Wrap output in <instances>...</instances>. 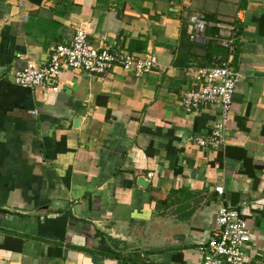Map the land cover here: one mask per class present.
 Returning <instances> with one entry per match:
<instances>
[{"label":"crops","instance_id":"1","mask_svg":"<svg viewBox=\"0 0 264 264\" xmlns=\"http://www.w3.org/2000/svg\"><path fill=\"white\" fill-rule=\"evenodd\" d=\"M200 16L242 75L217 149L189 136L218 111L181 103L195 67L177 48ZM78 27L157 64L13 82ZM222 205L248 223L246 264H264V0H0V264H202Z\"/></svg>","mask_w":264,"mask_h":264},{"label":"built area","instance_id":"2","mask_svg":"<svg viewBox=\"0 0 264 264\" xmlns=\"http://www.w3.org/2000/svg\"><path fill=\"white\" fill-rule=\"evenodd\" d=\"M192 22L190 38L203 43L206 24L204 18L200 16L192 19ZM86 34L83 27L76 28L68 43L56 44L50 48L45 64L38 66L28 63L13 74V82L29 88L48 83L51 84L52 91H57V81L63 67L97 75L104 74L116 66L140 73L151 70L157 64L154 56L142 57L130 52L113 51L105 46H92L88 43ZM223 45L229 50L228 59L220 65L193 68L194 87L188 90L181 100L186 112H191L201 105H210L219 113V118L212 123L209 135L189 136V140L199 147L217 149L224 146L232 95L242 77L241 73L230 65L233 39L224 40ZM215 190L222 193L223 189L217 186ZM215 222L217 228L204 246L205 258L202 264H246L244 249L250 240V231L241 208L222 205L217 211Z\"/></svg>","mask_w":264,"mask_h":264},{"label":"trees","instance_id":"3","mask_svg":"<svg viewBox=\"0 0 264 264\" xmlns=\"http://www.w3.org/2000/svg\"><path fill=\"white\" fill-rule=\"evenodd\" d=\"M210 32L214 34L216 31L210 26H205L203 30L205 41L203 43H197L190 39V34H186L185 28L182 29V34L180 36V42L177 49L180 52V58L183 56L185 61L184 63L187 64L186 67L220 65L224 61L226 49L222 47L217 41L208 37ZM129 52L132 51L129 50Z\"/></svg>","mask_w":264,"mask_h":264},{"label":"water","instance_id":"4","mask_svg":"<svg viewBox=\"0 0 264 264\" xmlns=\"http://www.w3.org/2000/svg\"><path fill=\"white\" fill-rule=\"evenodd\" d=\"M142 180H143V178H139V179H138V182H139L140 184H142V185H145V183H144Z\"/></svg>","mask_w":264,"mask_h":264}]
</instances>
